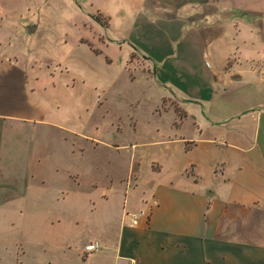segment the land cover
I'll return each mask as SVG.
<instances>
[{"label": "crops", "instance_id": "1", "mask_svg": "<svg viewBox=\"0 0 264 264\" xmlns=\"http://www.w3.org/2000/svg\"><path fill=\"white\" fill-rule=\"evenodd\" d=\"M105 1L96 20L126 25L125 71L142 56L140 76L179 111L157 114L174 119L159 164L142 176L131 156L132 189L149 184L139 209L124 207L118 232L88 240L76 264H264V0ZM24 32L0 40V264H68L67 243L36 232L65 213L63 182L80 176L76 105L65 113L59 97L74 83L60 80L65 66L19 54L38 31ZM140 210L148 220L132 225ZM90 242L100 249L85 253Z\"/></svg>", "mask_w": 264, "mask_h": 264}, {"label": "rangeland", "instance_id": "2", "mask_svg": "<svg viewBox=\"0 0 264 264\" xmlns=\"http://www.w3.org/2000/svg\"><path fill=\"white\" fill-rule=\"evenodd\" d=\"M99 7L105 9L106 1L0 0V40L6 44L5 34L13 26L24 28L25 34L38 31L17 46L19 54L45 58L51 67L65 66L70 74L64 72L60 80L74 83L73 90L68 88L59 97L65 113L71 103L76 105L83 149L80 176L76 183L68 178L63 182L65 213L36 232L46 242H66L68 264L79 262L88 240L118 232L124 207L134 209L130 213L139 209L140 190L146 197L149 184L132 189L133 180L127 178L131 156L140 160L142 176L147 164H159L160 141L173 137L174 119L157 114L179 111L169 99L160 104V89L140 76V70H147L142 56L132 54L125 71L129 56L126 45L119 42L126 25L114 21L112 29L105 30L96 20L104 23V17L96 13ZM89 45L100 53H93ZM8 51L12 49L6 48L3 54Z\"/></svg>", "mask_w": 264, "mask_h": 264}, {"label": "built area", "instance_id": "3", "mask_svg": "<svg viewBox=\"0 0 264 264\" xmlns=\"http://www.w3.org/2000/svg\"><path fill=\"white\" fill-rule=\"evenodd\" d=\"M154 204L151 202L149 207L151 208ZM143 217L145 220H148L149 210H140L137 214L131 215V224L136 225L138 222V218ZM100 249V245L97 242H90L84 246L85 253H93L97 252Z\"/></svg>", "mask_w": 264, "mask_h": 264}, {"label": "trees", "instance_id": "4", "mask_svg": "<svg viewBox=\"0 0 264 264\" xmlns=\"http://www.w3.org/2000/svg\"><path fill=\"white\" fill-rule=\"evenodd\" d=\"M98 21H99V19H98Z\"/></svg>", "mask_w": 264, "mask_h": 264}]
</instances>
